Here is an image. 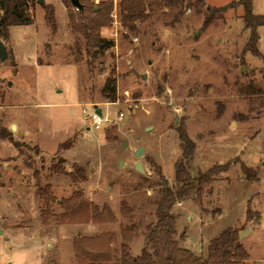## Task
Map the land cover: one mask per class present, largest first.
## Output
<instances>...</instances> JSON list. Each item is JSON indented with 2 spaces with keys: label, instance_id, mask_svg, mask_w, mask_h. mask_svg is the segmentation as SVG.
Instances as JSON below:
<instances>
[{
  "label": "rangeland",
  "instance_id": "rangeland-1",
  "mask_svg": "<svg viewBox=\"0 0 264 264\" xmlns=\"http://www.w3.org/2000/svg\"><path fill=\"white\" fill-rule=\"evenodd\" d=\"M102 1L111 6L99 34L111 44L95 57L70 30L72 8L63 0L43 1L54 8L55 30L34 0L27 9L34 22L11 26L3 40L0 130L10 138L0 141V264H90L87 254L117 261L123 242L140 255L160 190L165 182L174 186L180 158L191 176L237 163L201 196L173 204L179 245L205 257L209 241L231 227L247 263L264 264V59L245 50L250 31L242 7L212 12L234 0H181L130 32L120 21V0ZM252 9L264 14V0H252ZM257 31L264 55V26ZM108 77L115 78L114 101L104 96ZM87 104L108 118L100 128L84 119ZM180 129L193 144L187 158ZM240 162L257 178L248 179ZM34 171L53 200L36 194ZM104 206L112 221H93V207ZM132 222L125 241L122 229Z\"/></svg>",
  "mask_w": 264,
  "mask_h": 264
},
{
  "label": "trees",
  "instance_id": "trees-1",
  "mask_svg": "<svg viewBox=\"0 0 264 264\" xmlns=\"http://www.w3.org/2000/svg\"><path fill=\"white\" fill-rule=\"evenodd\" d=\"M34 0H0V40L9 37V28L14 25H29L34 22L27 9ZM66 4L69 0H63ZM201 1V0H200ZM82 8H75L71 3L72 10L68 11V24L73 33L80 34L85 41V52L95 57L96 51L102 52L111 42L104 40L99 30L108 21V11L110 1H99L94 4V0H80ZM181 0H120L119 16L121 24L130 32H135L137 23L147 21L158 9H165L179 5ZM68 6V5H67ZM242 7V21L250 31L249 38L245 44V50L252 55L264 59V55L258 49L259 34L257 28L264 26V14H255L252 9V0H234L220 7H210V11L223 12L229 8ZM44 9L45 21L52 29H56L54 8L52 5H42ZM182 11L178 12L180 14ZM177 14V15H178ZM174 21H178L175 16ZM209 18H207V21ZM173 21V22H174ZM103 44V48H101ZM94 49V50H93ZM15 65V64H14ZM104 96L108 101L116 98L115 78L108 77L103 87ZM179 136L184 142L185 148L183 157L187 158L192 154L193 144L188 138L184 129H180ZM10 138L9 133L0 130V141ZM18 147V144H14ZM237 163V159L225 163L213 164L204 172H198L196 176H191L188 168L184 165L183 159H179L175 164V184L168 186L167 182L160 190V197L155 208V220L147 226L146 242L138 256L129 253L128 245L123 242L120 245V256L117 261H112L111 256L97 257L87 253L90 264H248V252L238 240V231L228 227L222 230L216 237L212 238L207 245L205 257L195 255L191 250L179 245L176 231V216L172 212V206L179 200H186L192 193L201 196L206 187L211 184L220 173L227 172L232 165ZM57 166V167H56ZM54 170L58 171L59 164ZM240 168L248 179H256L253 169L240 162ZM36 194L45 201L53 200L49 192V186L40 184L38 173L34 171ZM73 178V176H72ZM131 218L130 210L124 211ZM91 219L98 221H112L113 216L108 207L104 206L101 211L93 207ZM249 216L250 208H246ZM135 224L122 229V237L125 241L132 238ZM184 234L181 236L183 237ZM76 251L81 254L80 247L76 246Z\"/></svg>",
  "mask_w": 264,
  "mask_h": 264
},
{
  "label": "built area",
  "instance_id": "built-area-1",
  "mask_svg": "<svg viewBox=\"0 0 264 264\" xmlns=\"http://www.w3.org/2000/svg\"><path fill=\"white\" fill-rule=\"evenodd\" d=\"M87 105L91 106V109L87 108L86 105L83 106L81 109L84 119L88 122L89 126L94 128H100L108 121V118L101 113V110L98 107H96V105L94 104H87ZM97 109H99L100 112H98ZM122 117H123V113L118 112L116 118L118 120H121Z\"/></svg>",
  "mask_w": 264,
  "mask_h": 264
},
{
  "label": "water",
  "instance_id": "water-1",
  "mask_svg": "<svg viewBox=\"0 0 264 264\" xmlns=\"http://www.w3.org/2000/svg\"><path fill=\"white\" fill-rule=\"evenodd\" d=\"M38 2L42 3L43 4V1L44 0H37ZM70 3L75 7V8H82V4L80 2V0H69ZM7 56V53H6V50H5V45L3 43V41L0 40V59H3ZM98 112H100L99 109H97ZM126 140H123L122 142V148L126 145ZM142 151H143V147L142 146H139L136 151L134 152V154L136 156H140L142 154ZM58 161H62V158L60 157L58 159ZM135 168L138 169V170H142V166H141V161L138 160L136 163H135ZM2 232V230L0 229V233ZM244 232H240L239 233V237H241L243 235Z\"/></svg>",
  "mask_w": 264,
  "mask_h": 264
}]
</instances>
